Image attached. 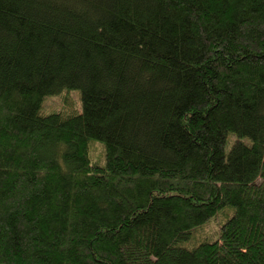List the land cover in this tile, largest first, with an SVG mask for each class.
Instances as JSON below:
<instances>
[{
  "label": "trees",
  "instance_id": "1",
  "mask_svg": "<svg viewBox=\"0 0 264 264\" xmlns=\"http://www.w3.org/2000/svg\"><path fill=\"white\" fill-rule=\"evenodd\" d=\"M0 264H264V0H0Z\"/></svg>",
  "mask_w": 264,
  "mask_h": 264
},
{
  "label": "rangeland",
  "instance_id": "2",
  "mask_svg": "<svg viewBox=\"0 0 264 264\" xmlns=\"http://www.w3.org/2000/svg\"><path fill=\"white\" fill-rule=\"evenodd\" d=\"M68 99V100H67ZM79 95L77 91L72 92L71 94H68V98H66V94L62 93L59 96L49 98L45 104H44V109L46 110L44 113H49V112H58L62 111L65 108V103L67 102H73L72 103V108L77 109L79 107ZM70 100V101H69ZM232 136L228 138V143L226 144L225 147V153L229 151V148L232 143ZM97 154H100V151L97 152Z\"/></svg>",
  "mask_w": 264,
  "mask_h": 264
}]
</instances>
